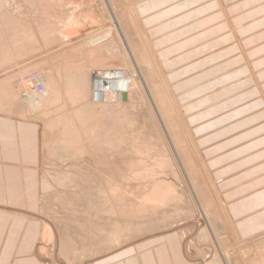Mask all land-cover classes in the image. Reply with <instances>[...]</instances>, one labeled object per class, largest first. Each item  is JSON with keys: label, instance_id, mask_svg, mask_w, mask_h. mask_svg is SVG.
Masks as SVG:
<instances>
[{"label": "rangeland", "instance_id": "obj_1", "mask_svg": "<svg viewBox=\"0 0 264 264\" xmlns=\"http://www.w3.org/2000/svg\"><path fill=\"white\" fill-rule=\"evenodd\" d=\"M2 1L0 115L38 128L42 263L92 264L126 246L173 237L197 264H264V232L237 237L200 154L203 128L188 126L186 110L205 101L190 98L201 81L172 86L168 53L154 46L140 19L143 0ZM262 69H251L258 85L264 84ZM105 72H119L117 88L104 85L95 98L96 79ZM81 78L88 85L78 90ZM35 81L55 96H35L29 90ZM46 97L55 104L48 108ZM253 104L264 106V93Z\"/></svg>", "mask_w": 264, "mask_h": 264}, {"label": "crops", "instance_id": "obj_2", "mask_svg": "<svg viewBox=\"0 0 264 264\" xmlns=\"http://www.w3.org/2000/svg\"><path fill=\"white\" fill-rule=\"evenodd\" d=\"M138 4L150 41L168 53L165 73L172 86L201 81L190 98L204 104L186 110V120L191 130L203 128L200 154L237 237L264 232V106L253 104L264 84L251 72L264 67V0ZM38 164L37 125L0 115V264H43ZM154 242L126 246L92 264H105L114 254L109 264H197L184 256L182 243L167 237Z\"/></svg>", "mask_w": 264, "mask_h": 264}, {"label": "bare ground", "instance_id": "obj_3", "mask_svg": "<svg viewBox=\"0 0 264 264\" xmlns=\"http://www.w3.org/2000/svg\"><path fill=\"white\" fill-rule=\"evenodd\" d=\"M3 1H4V0H3ZM3 1H2V3H3ZM4 7H5V5H4ZM7 9H8V8H7ZM16 9H17V8H16ZM1 11H3V10H1ZM115 13H116V12H115ZM3 14H4V13H3ZM18 14H19V13H18ZM7 15H8V14H7ZM0 16L2 17V15H0ZM115 16H116V15H115ZM1 17H0V18H1ZM6 17H8V16H6ZM2 18H3V17H2ZM2 18H1V20H2ZM8 18H9V17H8ZM5 19H6V21L8 20L7 22L10 23V22L12 21L13 18L11 19V21H10L9 19H7V18H5ZM4 21H5V20H4ZM0 22H1V21H0ZM7 22H5V23H7ZM9 23H7V24H9ZM11 23H12V22H11ZM14 23H15V21H14ZM16 23H17V22H16ZM1 24H2V23H1ZM3 25H4V24H3ZM10 25H13V23L10 24ZM10 25H7L8 28H10V27H9ZM14 25H15V24H14ZM4 26H5V25H4ZM4 26H3V27H4ZM17 26H18V25H17ZM19 26H20V25H19ZM1 27H2V26H1ZM12 27H13V26H12ZM4 28H7V27H4ZM21 28H23V27H21ZM10 29H11V28H10ZM18 29H20V28L18 27ZM23 29L25 30V28H23ZM13 30H14V29H13ZM20 30H22V29H20ZM20 30H19V31H20ZM24 30H23V31H24ZM4 31H5V29H4ZM4 31H3V33H4ZM16 31H17V30H16ZM19 31H17V33H18ZM23 31H22V33H21V31H20V33L22 34V36H23V34H24V36H25L26 33H25V32L23 33ZM6 32H7V31H6ZM6 32L4 33L5 37H6V34H7ZM124 32H125V31H124ZM20 33H18V36H19V37L21 36V35H19ZM11 34H13V33H11ZM2 35H3V34H2ZM4 35H3V36H4ZM15 36L17 37V34H16ZM0 37H1V36H0ZM8 37H9V36H8ZM25 37H26V36H25ZM10 38H11V37H10ZM6 39H9V38L6 37ZM14 39H15V38H14ZM16 39H19V38L17 37ZM29 39H30V38H29ZM22 40H23V39H22ZM22 40H21V41H22ZM4 41H5V40H4ZM6 41H7V40H6ZM10 41H11V39H10ZM23 41H24V40H23ZM30 41H31V40H30ZM19 42H20V41H19ZM3 43H4V42H3ZM12 43H13V42H12ZM25 43H26V41H25ZM30 43H31V42H30ZM34 43H35V42H34ZM6 44H7V43H6ZM6 44H4V46H5L4 49L7 47ZM10 44H11V42H10ZM35 44H37V43H35ZM0 45H2V44H0ZM7 45H8V44H7ZM11 45H12V44H11ZM11 45H9V46H11ZM9 46H8V47H9ZM13 46H14V44H13ZM13 46H12V48H13V50H14V47H13ZM15 46H16V45H15ZM24 46H25V45H24ZM33 46H34V45H33ZM33 46H32V47H33ZM8 47H7V50L10 49V47H9V48H8ZM28 48H29V47H28ZM4 49H3V50H4ZM18 50H19V49H18ZM18 50H17V51H18ZM20 50H21V49H20ZM1 51H2V49H1ZM1 51H0V52H1ZM23 51H24V50H23ZM2 52H3V51H2ZM4 52H6V51H4ZM7 52H9V51H7ZM14 52H16V50H15ZM30 52H31V51H30ZM37 52H38V51H37ZM46 52H47V51H46ZM49 52H50V51H49ZM22 53H23V52H22ZM11 54H12V53H11ZM11 54H9V55H11ZM25 54H26V53H25ZM1 55H2V54H0V57H1ZM3 55L6 56L5 54H3ZM20 55H21V54H20ZM7 56H8V53H7ZM12 56H13V55H12ZM15 56H16V54H15ZM17 56H19V54H17ZM2 58H3V57H2ZM2 58H1V59H2ZM9 58H10V57H9ZM11 58H12V57H11ZM14 58L16 59V57H14ZM7 59H8V57H7ZM12 59H13V58H12ZM12 59H8V60H12ZM2 60H5V58H3ZM13 60H14V59H13ZM0 61H1V60H0ZM135 61H136V60H135ZM6 62H7V60H5V63H6ZM9 62H10V61H9ZM9 62H8V64H9ZM2 63H4V62L1 61V64H2ZM11 63H12V61H11ZM34 63H35V62H34ZM84 63H85V62H84ZM22 64H23V63H22ZM2 66H5V65H2ZM139 68H140V67H139ZM5 69H6V68H5ZM29 70H30V69H29ZM32 70H33V69H32ZM14 71H15V70H14ZM88 71H89V70H88ZM6 72H7V71H6ZM11 73H12V72H11ZM28 73H29V72H28ZM55 73H56V72H55ZM58 73H59V70H58ZM58 73H57V75H59ZM83 73H84V72H83ZM80 74H81V73H80ZM80 74H79V75H80ZM60 75H64V73L62 74V72H61ZM67 75H69V74H67ZM79 75H78V77H79ZM83 75H86V73L83 74ZM8 76H9V75H8ZM51 76H52V75H51ZM51 76H50V77H51ZM74 76H75V75H74ZM87 76H88V75H87ZM119 76H120V75H119V72H113V73H112V72H105L104 75H103V77L99 76V77L96 79V81L98 80V82L96 83L97 90H95V93H94L95 98H98L100 94H103V93H102V90H103V88H104V85H106V86L113 85V89H114V88H117V87L115 86V85H117V84H115L114 82H115V79H116L117 77H119ZM57 77H58V76H57ZM63 77H64V76H63ZM63 77L61 76L62 79H63ZM68 77H69V76H68ZM71 77H72V76H71ZM80 77H82V76H80ZM83 77H84V76H83ZM83 77H82V78H83ZM85 77H86V76H85ZM235 77H236V76H235ZM39 78H40V77H39ZM82 78H81V82H79L80 80L78 79V80H79V81L77 80L78 83H77V84L74 83V84H76V85H79V89H78V90L83 89V87L80 86V85L84 84V83H82V81H83ZM138 78H139V77H138ZM52 79L54 80V78H52ZM59 79H60V78H59ZM67 79H68V78H67ZM67 79H66V80L63 79V80L67 81ZM73 79L75 80V79H77V78H74V77H73ZM73 79H72V80H73ZM86 79H88V78L86 77ZM119 79H121V78H119ZM229 79H230V78H229ZM28 80H29V79H28ZM40 80H41V79H40ZM50 80H51V79H50ZM50 80H49V81H50ZM69 80L72 82L71 79H69ZM69 80H68V81H69ZM84 80H85V79H84ZM230 80H231V79H230ZM26 81H27V80H26ZM58 81H59V80H58ZM86 81L88 82V80H86ZM124 81H125V80H124ZM227 81H228V80H227ZM4 82H5V81H4ZM50 82H51V81H50ZM59 82H60V81H59ZM71 82H68V83H71ZM73 82H74V81H73ZM194 82H195V81H194ZM223 82H224V81H223ZM27 83H28V82H27ZM43 83H44V82H43ZM66 83H67V82H65V84H66ZM79 83H80V84H79ZM81 83H82V84H81ZM215 83H216V82H215ZM47 84H48V83H46L45 85L48 86ZM53 84H54V82H53ZM60 84H61V82L59 83V85H60ZM62 84H63V87H65V84H64L63 82H62ZM72 84H73V83H72ZM85 84L88 85V83H85ZM85 84H84V86H85ZM148 84H149V83H148ZM218 84H219V83H218ZM50 85H51V84H50ZM54 85H55V84H54ZM67 85L69 86V84H67ZM67 85H66V86H67ZM70 85H71V84H70ZM92 85H93V84H92ZM92 85H91V86H92ZM119 85H120V84H119ZM43 86H44V85H43ZM22 87H23V86H22ZM49 87H50V86H49ZM61 87H62V85H61ZM61 87H60V88H61ZM71 87H74V86L71 85ZM81 87H82V88H81ZM86 87H87V86H86ZM51 88H53V87H50L49 89H51ZM55 88H58V87H55ZM66 88H67V87H65V89H66ZM77 88H78V87H77ZM122 88H123V87H122ZM4 89H5V88H4ZM47 89H48V88H47ZM68 89L70 90L69 87H68ZM71 89H72V88H71ZM86 89H88V88H86ZM0 90H1V89H0ZM44 90H46V89L44 88ZM53 90H54L55 93L58 92V90H56V91H55V89H53ZM60 90H61V89H59V91H60ZM74 90H75V89H74ZM74 90H73L72 92H74ZM117 90H119V89H117ZM25 91H26V90H25ZM48 91H52V90H48ZM48 91H46L47 93H46V92L44 93L46 96H48V95H49L48 93H50V92H48ZM62 91H63V90H62ZM64 91H65V90H64ZM83 91H84V90H83ZM85 91H86V90H85ZM87 91H88V90H87ZM115 91H116V90H115ZM69 92H70V91H69ZM75 92H78V91H75ZM80 92H81V91H80ZM108 92H109V91H108ZM108 92H105V93H108ZM111 92H112V91H111ZM116 92H117V91H116ZM116 92H114V93H116ZM126 92H127V91H126ZM1 93H2V92H1ZM55 93H54V94H55ZM58 93H59V92H58ZM58 93H56V95H57ZM82 93H83V92H82ZM82 93H80V94L82 95ZM84 93H85V92H84ZM84 93H83V94H84ZM105 93H104V94H105ZM112 93H113V92H112ZM112 93H108L107 97H108V96L110 97L109 94H112ZM50 94H51V93H50ZM120 94H121V92H120ZM31 95H32V94H31ZM51 95H52V94H51ZM59 95H60V94H58V96H56V99H57V97H60ZM76 95H77V94L75 93V96H76ZM112 95H115V96L117 95V96H118V93H116V94H112ZM127 95H129V94H127ZM27 96H29V95H27ZM35 96H36V95H35ZM54 96H55V95H52V97H54ZM69 96H70V95H69ZM71 96H72V95H71ZM71 96H70V98H71ZM73 96H74V95H73ZM101 96H103V95H101ZM117 96H116V97H117ZM40 97H41V99H42V98H44L45 96H44V97L40 96ZM61 97H62V96H61ZM67 97H68V96H67ZM79 97H80V96H79ZM111 97H112V96H111ZM118 97H119V96H118ZM123 98L126 99V94H124V93H123ZM27 99H28V98H26V100H27ZM48 99H51V98L49 97ZM53 99H54V98H53ZM65 99H66V96H65ZM67 99H68V98H67ZM72 99H74V98H72ZM72 99H71V100H72ZM108 99H110V98H108ZM0 100H1V99H0ZM26 100H25V101H26ZM44 100H45V101H43V102H46L47 97H46ZM68 100H69V99H68ZM71 100H69V101H71ZM116 100H117V99H116ZM47 101H48V100H47ZM53 101H55V99H54ZM59 101H63V99L61 100V98H60ZM108 101H109V100H108ZM122 101H123V100H122ZM158 101H161V100L159 99ZM51 102H52L51 100H50V102H46V103H48V105H47L48 108H49V105H53V104H55L54 102H53L52 104H49V103H51ZM57 102H58V101H57ZM18 103H19V102H18ZM59 103H61V102H59ZM59 103L57 104V106L60 105ZM157 103H158V102H157ZM160 103H161V102H160ZM30 104H31V103H30ZM82 104H83V103H82ZM233 104H234V103H233ZM51 107H52V106H51ZM58 107H59V106H58ZM60 107H61V106H60ZM52 108H53L54 110L56 109V107H52ZM83 108H84V107H83ZM57 109H58V108H57ZM57 109H56V110H57ZM64 109H65V108H64ZM50 110H52V109H50ZM50 110H48V111H50ZM54 110H53V111H54ZM73 110H74V109H73ZM40 111H41V110H40ZM31 112H32V111H31ZM31 112H30V113H31ZM38 112H39V111H38ZM25 114H26V113H25ZM103 116H104V115H103ZM77 117H79V116H77ZM115 119H116V118H115ZM89 120H90V119H89ZM64 121H65V120H64ZM94 121H95V120H94ZM105 122H106V121H105ZM163 122H164V121H163ZM63 123H64V122H63ZM147 124H148V123H147ZM108 125H109V124H108ZM98 129H99V128H98ZM123 133H124V132H123ZM109 140H110V139H109ZM92 147H93V146H92ZM110 156H111V155H110ZM101 160H102V159H101ZM99 164H100V163H99ZM104 164H105V163H104ZM82 174H83V173H82ZM68 179H69V178H68ZM72 182H73V181H72ZM94 183H95V182H94ZM67 184H68V183H67ZM45 185H46V184H45ZM45 185H44V186H45ZM41 186H42V183H41ZM45 190H46V189H45ZM98 190H99V189H98ZM97 200H98V199H97ZM90 204H91V203H90ZM164 205H165V204H164ZM89 206H90V205H89ZM87 209H88V208H87ZM98 209H99V208H98ZM91 210H93V209H91ZM94 210H95V209H94ZM94 210H93V211H94ZM160 211H161V210H160ZM94 213H95V211H94ZM121 214H122V213H121ZM96 215H97V214H96ZM39 216H40V215H39ZM105 216H106V215H105ZM106 217H107V216H106ZM40 218H41V217H40ZM40 218H39V219H40ZM113 218H114V217H113ZM125 218H126V217H125ZM111 220H113V219H111ZM127 220H128V219H127ZM127 223H128V222H127ZM93 224H94V223H93ZM189 225H190V224H189ZM115 226H116V225H115ZM192 226H193V225H192ZM190 227H191V226H190ZM100 230H101V229H100ZM111 230H112V229H111ZM190 230L192 231V230H194V229L191 227ZM83 231H84V230H83ZM87 231H88V230H87ZM53 232H54L53 235H54L55 240H56L57 237H56V234H55L54 229H53ZM112 232H113V231H112ZM99 235H100V234H99ZM167 238L171 239V238H173V237H167ZM112 239H113V238H112ZM111 241H112V240H111ZM181 242H182V241H181ZM55 244L57 245V241H55ZM182 245H183V244H182ZM183 246H184V245H183ZM55 251H56V250H55ZM69 251H70V250H69ZM39 254H40V253H39ZM184 254H185L184 256L187 257V259H190V257L188 256V253H185V252H184ZM54 257H55V254H54ZM196 263H197V262H196ZM213 263H214V264H220V263L217 262V261H215V262H213ZM201 264H202V263H201ZM226 264H227V263H226Z\"/></svg>", "mask_w": 264, "mask_h": 264}, {"label": "built area", "instance_id": "obj_4", "mask_svg": "<svg viewBox=\"0 0 264 264\" xmlns=\"http://www.w3.org/2000/svg\"><path fill=\"white\" fill-rule=\"evenodd\" d=\"M29 90L32 91L35 95H41L44 93V86L40 83L35 81L33 84H30Z\"/></svg>", "mask_w": 264, "mask_h": 264}]
</instances>
